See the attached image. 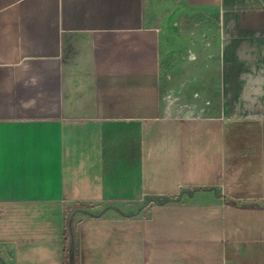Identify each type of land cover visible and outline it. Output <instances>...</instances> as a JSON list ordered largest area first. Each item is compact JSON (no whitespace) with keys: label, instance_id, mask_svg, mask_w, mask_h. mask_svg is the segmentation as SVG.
<instances>
[{"label":"crops","instance_id":"1","mask_svg":"<svg viewBox=\"0 0 264 264\" xmlns=\"http://www.w3.org/2000/svg\"><path fill=\"white\" fill-rule=\"evenodd\" d=\"M262 213L264 0H0V264H264Z\"/></svg>","mask_w":264,"mask_h":264},{"label":"rangeland","instance_id":"2","mask_svg":"<svg viewBox=\"0 0 264 264\" xmlns=\"http://www.w3.org/2000/svg\"><path fill=\"white\" fill-rule=\"evenodd\" d=\"M236 213L239 216V218H237L236 225H238L239 227H241L242 230H244V228L246 226H251L254 229L256 226L262 224L260 222H252V221H249L250 219L248 218V216L255 215L256 212H252L251 213V212H249L247 210H238V211H236ZM256 214H259V213H256ZM262 214L264 215V213H262ZM245 220H247V221H245ZM236 236L241 237L243 235L237 232V235ZM244 245L245 244H243L242 246H244Z\"/></svg>","mask_w":264,"mask_h":264}]
</instances>
